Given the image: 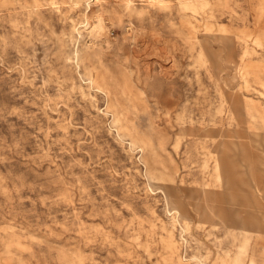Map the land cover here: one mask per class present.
I'll return each mask as SVG.
<instances>
[{
  "label": "rangeland",
  "instance_id": "obj_1",
  "mask_svg": "<svg viewBox=\"0 0 264 264\" xmlns=\"http://www.w3.org/2000/svg\"><path fill=\"white\" fill-rule=\"evenodd\" d=\"M0 264H264V0H0Z\"/></svg>",
  "mask_w": 264,
  "mask_h": 264
}]
</instances>
